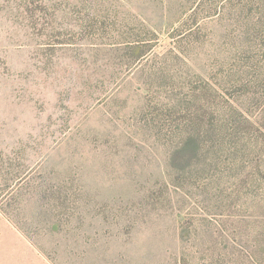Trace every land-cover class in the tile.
<instances>
[{"label": "rangeland", "instance_id": "obj_1", "mask_svg": "<svg viewBox=\"0 0 264 264\" xmlns=\"http://www.w3.org/2000/svg\"><path fill=\"white\" fill-rule=\"evenodd\" d=\"M0 177V264H264V0H0Z\"/></svg>", "mask_w": 264, "mask_h": 264}, {"label": "trees", "instance_id": "obj_2", "mask_svg": "<svg viewBox=\"0 0 264 264\" xmlns=\"http://www.w3.org/2000/svg\"><path fill=\"white\" fill-rule=\"evenodd\" d=\"M187 149V146L186 145H184L183 146V151H185ZM1 178V177H0Z\"/></svg>", "mask_w": 264, "mask_h": 264}]
</instances>
